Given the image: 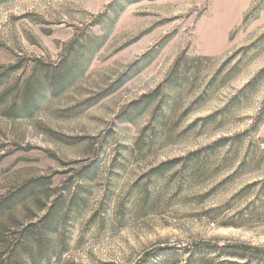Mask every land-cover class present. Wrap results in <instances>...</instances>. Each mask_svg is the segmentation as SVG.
Here are the masks:
<instances>
[{"label":"rangeland","instance_id":"374dc122","mask_svg":"<svg viewBox=\"0 0 264 264\" xmlns=\"http://www.w3.org/2000/svg\"><path fill=\"white\" fill-rule=\"evenodd\" d=\"M0 264H264V0H0Z\"/></svg>","mask_w":264,"mask_h":264},{"label":"trees","instance_id":"16d2710c","mask_svg":"<svg viewBox=\"0 0 264 264\" xmlns=\"http://www.w3.org/2000/svg\"><path fill=\"white\" fill-rule=\"evenodd\" d=\"M238 247L241 248V249H244V250H252L254 252H261L262 251V249L253 248V247H250V246H247V245H239ZM146 257H148V255Z\"/></svg>","mask_w":264,"mask_h":264}]
</instances>
